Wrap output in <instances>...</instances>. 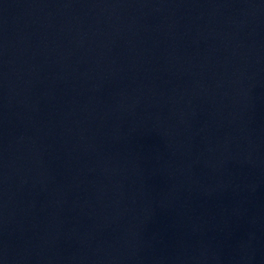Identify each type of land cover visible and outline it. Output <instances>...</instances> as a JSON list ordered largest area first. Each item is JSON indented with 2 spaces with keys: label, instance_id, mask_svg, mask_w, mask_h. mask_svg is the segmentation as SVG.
Wrapping results in <instances>:
<instances>
[{
  "label": "water",
  "instance_id": "obj_1",
  "mask_svg": "<svg viewBox=\"0 0 264 264\" xmlns=\"http://www.w3.org/2000/svg\"><path fill=\"white\" fill-rule=\"evenodd\" d=\"M0 264H237L135 0H0Z\"/></svg>",
  "mask_w": 264,
  "mask_h": 264
}]
</instances>
